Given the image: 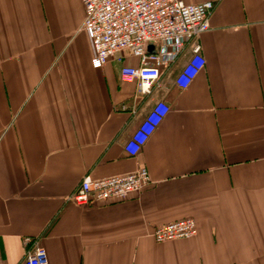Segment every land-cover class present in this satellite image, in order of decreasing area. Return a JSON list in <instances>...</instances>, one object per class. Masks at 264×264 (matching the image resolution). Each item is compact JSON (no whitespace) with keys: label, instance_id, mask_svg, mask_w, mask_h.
I'll return each mask as SVG.
<instances>
[{"label":"crops","instance_id":"obj_1","mask_svg":"<svg viewBox=\"0 0 264 264\" xmlns=\"http://www.w3.org/2000/svg\"><path fill=\"white\" fill-rule=\"evenodd\" d=\"M182 1L215 3L204 67L177 84L187 44L142 93L116 59L93 66L82 0H0V264H25L27 236L50 264H264V0ZM161 100L167 114L128 155ZM141 167L150 184L123 201L73 200L86 176ZM187 216L196 236L156 241Z\"/></svg>","mask_w":264,"mask_h":264},{"label":"built area","instance_id":"obj_2","mask_svg":"<svg viewBox=\"0 0 264 264\" xmlns=\"http://www.w3.org/2000/svg\"><path fill=\"white\" fill-rule=\"evenodd\" d=\"M85 8L83 29L90 37L94 55L92 64L103 67L112 58L121 64L124 81L138 82V90L149 93L161 77L162 68L175 62L187 44L192 54L176 77L185 88L204 67L205 59L197 39L211 28L215 3H185L182 0H82ZM137 56L138 65L123 64L122 52ZM129 108L124 104L122 109ZM169 106L157 101L125 144L130 156H136L155 127L167 114ZM136 112V109L133 111ZM146 167L108 176L83 178L73 200L80 205L123 201L150 184ZM198 233L193 217L171 221L157 227V242L191 238ZM25 264H50L47 249L38 237L24 238Z\"/></svg>","mask_w":264,"mask_h":264}]
</instances>
